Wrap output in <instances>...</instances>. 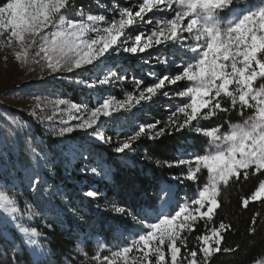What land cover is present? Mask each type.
<instances>
[{
    "label": "snow or ice",
    "instance_id": "obj_1",
    "mask_svg": "<svg viewBox=\"0 0 264 264\" xmlns=\"http://www.w3.org/2000/svg\"><path fill=\"white\" fill-rule=\"evenodd\" d=\"M107 11L112 13L111 19L93 14L74 0H0V41L21 65L31 60L43 62L47 74H75L88 66L106 64L122 53L137 57L161 47L175 57L157 56V63L167 65L168 71L160 76L149 72L154 82L146 86L144 79L134 78L133 90L125 92L122 99L101 95L90 109L87 102L59 99L52 105V115L40 116L37 110L44 111L46 105L37 97L33 115L51 122L55 116L67 114L69 121L62 122L55 135L64 138L82 131L111 145V137L98 130L105 118L115 119L121 111H131L160 95L179 98L180 103L163 126L159 120L139 124L131 135L116 143L114 152L134 151V143L141 136L156 139L188 128L204 137L207 147L194 143L189 146L191 151L185 148L181 157L156 160L157 165L168 168L186 166L183 178L198 183L196 193L183 203L174 202L171 183L163 185L159 206L153 204L151 214L142 213L145 219L132 216L137 226L133 238L121 234L123 243L113 248L99 244L90 257L85 252L88 264H213L218 253L236 254L240 244L223 247L231 224L221 221L218 226L206 228L195 236V246L189 245L186 234L193 233L199 221L213 220L224 189L252 176H264V0H141L130 7L117 5ZM176 60L180 61L178 65ZM127 79L126 69L108 67L102 78L77 83L94 89ZM180 82L186 83L181 87ZM170 87L175 90H168ZM230 111L238 112L239 122H228L226 128L222 124L197 126ZM10 133L15 134L14 129ZM32 151L38 160L47 162V153L41 156ZM73 151L83 161L93 160L91 150L83 145ZM8 162L5 153L0 152V264H20L18 254L27 253L28 247L31 252L27 264H48L51 250L39 243L37 237L41 234L36 228L25 227L21 217L49 213L58 216L60 210L45 198L41 213L32 205H25L22 211L17 200L4 190L17 186ZM81 170L94 176L109 171L99 163L94 167L85 163ZM26 179L29 188L44 198L40 185L45 181L39 173L33 170ZM57 192L58 188H53L51 195ZM86 195L95 197L98 193L89 190ZM250 202L264 203V179L242 198L241 206L246 209ZM114 210L126 213L121 207L114 206ZM259 216L256 213L251 218L248 232L253 236ZM18 234H22L19 247ZM5 249H11L12 257ZM255 264H264V260Z\"/></svg>",
    "mask_w": 264,
    "mask_h": 264
},
{
    "label": "trees",
    "instance_id": "obj_2",
    "mask_svg": "<svg viewBox=\"0 0 264 264\" xmlns=\"http://www.w3.org/2000/svg\"><path fill=\"white\" fill-rule=\"evenodd\" d=\"M82 0H74L79 4ZM92 71V70H91ZM75 74L69 73L68 77ZM63 94L70 93V98L74 103L82 104L87 102L89 107L93 104L89 97H86L72 84H66L62 80L58 82ZM20 118L33 125L32 135L37 137L43 147L52 151L55 141L49 136H44L38 123H34L31 116L19 113ZM240 117L237 111L228 113H218L210 121H201V127H211L217 124L224 125L227 122H239ZM116 122L104 123L106 125L105 136L115 139L117 134L131 135L129 128L125 126H116ZM1 133V131H0ZM8 156L12 157L14 152L7 142ZM196 144L198 147H205L206 140L199 136L190 128L181 132H172L163 137L150 139L147 136H141L134 143V151L111 154L105 146L88 144L94 148V153L101 154V160L95 162L92 160L90 165L93 167L99 164H105L108 171V179L99 176L98 179L81 177L76 170L70 172L69 178H66L60 167L53 170V175L46 180V184H41L40 189L44 194L42 198L37 192L20 188L17 194L9 189V195L18 200L20 208L24 206L23 201L32 203L40 208L41 203L46 199H51L58 205L59 215L49 213V219L46 222L36 221L28 225L29 228H36L41 235L46 237L44 240L46 247L51 250L48 264H88V258L84 256L86 252L88 257L93 255L99 244H105L108 248H113L121 244V234L123 236L129 231L130 225L136 222L132 216L137 219H143L142 213H152L155 204L159 206L160 188L164 181H169V177H181L186 172L184 166L168 168L167 165H157L156 160L171 161L178 157L179 149L190 148ZM147 157H151L148 159ZM28 159L27 156H23ZM23 160V159H22ZM83 160L75 158L74 167L80 169ZM35 166L29 162L23 161V167ZM264 176H252L246 182L232 185L223 190L220 197L221 207L217 209V214L211 222L199 221L196 230L188 235L190 246H195V236L201 234L206 228L218 226L221 221L231 224L232 228L225 234L223 247H234L241 245V250L236 254L218 253L213 260V264H254L255 261L264 257V203L250 202L248 208L241 206L243 197L250 195L259 181ZM190 183V182H189ZM95 184L93 191L98 193L95 197H88L83 192L86 191V185ZM53 188H58L55 196L51 193ZM91 189V188H90ZM16 191V190H15ZM41 200V201H40ZM115 207H121L126 210L125 214H118ZM23 211V210H22ZM40 212V213H41ZM127 213H131L128 215ZM260 213L257 222V232L253 234L248 232L251 218ZM128 218L132 219L133 224H129ZM51 225V227H49ZM17 246L19 247V237L16 236ZM3 242L0 241V244ZM8 256L12 257L11 249H5ZM27 253H19L20 264H27ZM107 254V252H104ZM3 264H7L4 261Z\"/></svg>",
    "mask_w": 264,
    "mask_h": 264
},
{
    "label": "rangeland",
    "instance_id": "obj_3",
    "mask_svg": "<svg viewBox=\"0 0 264 264\" xmlns=\"http://www.w3.org/2000/svg\"><path fill=\"white\" fill-rule=\"evenodd\" d=\"M139 2H141V0H82L77 5L83 4L85 8L90 10L93 14H105L109 19H111L112 13L107 11V9L117 5L119 7H130L138 4ZM255 2L256 0H253V3ZM157 56L161 58L168 56L170 59H175V57L171 56L169 52L164 50V47L150 49L147 54H141L137 57H132L128 53H122L106 64H99L95 67L88 66L84 70H77L75 75L68 77V72L47 74V71L43 68V62L36 63L35 60H31L27 65H21L14 59L12 50L5 47L3 42L0 41V152H4L7 156L9 161L8 171L11 172V175L15 179V183L17 185L15 188L10 189V191H14V194H17L20 188L32 190L28 186V180L26 177L31 174L33 170L38 172L43 181H45L42 184H46V180L53 175V170L58 166L66 178H69L70 172L75 169L77 174H80L83 179L85 177L98 179L99 176H94L90 172L85 173L81 170L85 163H89L88 161H82V167H80V169H76L74 167L76 164L75 158H78L79 160L80 157L74 154L73 149L79 145H83L91 150L93 160L95 162L100 161L102 155L94 153V148L88 144L105 146L111 154H122L115 153L114 147L118 141L126 138L125 135L123 136L117 134V137L112 139L113 143L111 145L98 141L94 137L90 136L89 133H84L82 131H77L64 138L55 135V130L62 126V122H68L69 118L67 114H65L63 117H60L59 115L55 116L54 120L51 122L37 119V117L33 115V109L37 102V97L40 98V102L46 105L44 111L37 110L39 111L40 116L52 115V105L59 99H64L69 103H74L70 98V93H65V95L63 94L64 90L61 89V86L58 84L60 80L66 84H72V86L81 91L82 94L89 97L93 104L92 107L96 105L97 98L101 95H114L118 99H122L125 92L133 90L134 78L144 79L146 86L154 82V77L149 76V72H155L156 76H160L168 71L167 65L157 63ZM5 57H7V59H5ZM179 63L180 61L176 60V64L178 65ZM108 67H111L114 70L126 69L128 79L126 81H114L111 85H101L94 89L88 88L84 84L77 83L79 80L90 82L97 77L102 78L106 68ZM185 83L186 82H180L181 87H183ZM168 90L175 89L170 87ZM179 103V98H169L160 95L153 98L151 102L137 106L131 111H121L116 114L115 119L105 118L104 123H107L108 125L109 122H116V126L122 125L128 127L131 134L137 129V126L142 123H154L159 120L161 121V126H163V122L167 120L170 112L174 110ZM88 108L90 109L91 107L88 106ZM19 113L31 116L33 122L39 124V128L44 136H49L56 140L55 144H53L55 154L43 147L42 142L37 137L32 135L33 125L31 121L27 122L23 120L20 118ZM13 121L22 127L13 125ZM104 123L100 125L98 130L105 134L106 125H104ZM227 124L228 122L224 124L225 128L227 127ZM10 129H14L15 134L10 133ZM190 130L194 132L192 128H190ZM6 136H11V138L5 140L4 138ZM8 141L10 142L14 152L12 157L8 156ZM206 147L207 145H205L204 148ZM33 149H35L37 153H40L41 156L44 153H47V162L44 160H38L33 154ZM184 150L179 149L177 151L178 157H181ZM188 150L191 151V148H188ZM24 155L27 156L28 159H24ZM23 161L29 162L35 166L23 167ZM13 164L15 167H13ZM103 166L107 169L105 164H103ZM184 168L186 170V166H184ZM102 176L104 179H108V174ZM205 176L206 173L202 176V179ZM169 182L172 186L174 202L175 200H179V202L183 203L185 199L194 196L198 189L197 182L187 181L183 178V175L179 180H176L174 177H169V181H164L162 186L169 184ZM0 184H2V181H0ZM89 186L90 185H86L87 189L83 192V194L92 190V188L95 187V184H92V187ZM17 203L20 207L18 200ZM23 204V211L25 209V205H32L37 213L41 212L40 208H37V206L32 203L23 201ZM41 206H44V203H41ZM48 219L49 215L44 214L37 215L32 218L25 215L21 217V222L25 227H28V225L34 224L36 221L46 222ZM143 219H145V217ZM128 222L129 224H133V221L132 219L130 220V218H128ZM130 226L129 231H127L124 235L127 239L133 238L131 234L137 230L134 225ZM17 236L20 239L22 234H18ZM37 239L41 245L46 247L44 242L46 237L44 235L37 237ZM121 242L123 243V241ZM27 250L30 253L31 247H28ZM259 260H264V257Z\"/></svg>",
    "mask_w": 264,
    "mask_h": 264
},
{
    "label": "bare ground",
    "instance_id": "obj_4",
    "mask_svg": "<svg viewBox=\"0 0 264 264\" xmlns=\"http://www.w3.org/2000/svg\"><path fill=\"white\" fill-rule=\"evenodd\" d=\"M143 55V54H142Z\"/></svg>",
    "mask_w": 264,
    "mask_h": 264
}]
</instances>
